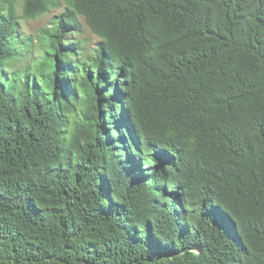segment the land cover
I'll use <instances>...</instances> for the list:
<instances>
[{
    "label": "trees",
    "instance_id": "obj_1",
    "mask_svg": "<svg viewBox=\"0 0 264 264\" xmlns=\"http://www.w3.org/2000/svg\"><path fill=\"white\" fill-rule=\"evenodd\" d=\"M68 4L0 8V264H264V0Z\"/></svg>",
    "mask_w": 264,
    "mask_h": 264
},
{
    "label": "rangeland",
    "instance_id": "obj_2",
    "mask_svg": "<svg viewBox=\"0 0 264 264\" xmlns=\"http://www.w3.org/2000/svg\"><path fill=\"white\" fill-rule=\"evenodd\" d=\"M24 0H0V8L4 11L12 9L19 17L20 31L19 36L21 40L24 39H34L36 40L41 30L49 26L51 19L60 14L68 4V0H51L48 3L47 9L43 11L40 15L34 17H28L23 12ZM83 23V31L77 35V37L84 43V48L86 53L91 54L94 48L99 42V37H97L87 26L86 21L81 19ZM41 58V47L35 46L33 53L27 58L29 62L25 64V61L15 65V70L19 68H26L30 63L33 64ZM198 250V249H197ZM197 250L194 252L197 254Z\"/></svg>",
    "mask_w": 264,
    "mask_h": 264
},
{
    "label": "bare ground",
    "instance_id": "obj_3",
    "mask_svg": "<svg viewBox=\"0 0 264 264\" xmlns=\"http://www.w3.org/2000/svg\"><path fill=\"white\" fill-rule=\"evenodd\" d=\"M199 252V250H197V253Z\"/></svg>",
    "mask_w": 264,
    "mask_h": 264
}]
</instances>
